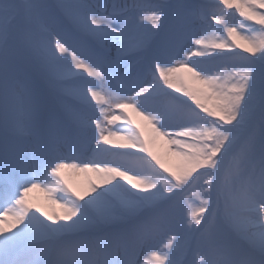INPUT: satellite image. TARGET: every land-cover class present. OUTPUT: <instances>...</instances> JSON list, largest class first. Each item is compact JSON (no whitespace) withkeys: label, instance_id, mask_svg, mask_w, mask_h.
Listing matches in <instances>:
<instances>
[{"label":"snow or ice","instance_id":"snow-or-ice-1","mask_svg":"<svg viewBox=\"0 0 264 264\" xmlns=\"http://www.w3.org/2000/svg\"><path fill=\"white\" fill-rule=\"evenodd\" d=\"M0 264H264V0H0Z\"/></svg>","mask_w":264,"mask_h":264},{"label":"bare ground","instance_id":"bare-ground-1","mask_svg":"<svg viewBox=\"0 0 264 264\" xmlns=\"http://www.w3.org/2000/svg\"><path fill=\"white\" fill-rule=\"evenodd\" d=\"M237 43L241 44L242 46L244 45V43L240 41H237ZM173 77H179L187 89H192L194 94H196L198 98L201 99V102L206 103L205 97L208 93L206 85L194 79L186 70H180L174 73ZM124 111L135 122V124L140 127L144 133L146 141L148 142L149 148L157 155V157L164 161L169 167L176 168L181 162V158L175 155L174 151L170 150L167 140L157 135L153 130L152 125L147 120H145L143 116L138 115L130 108H126ZM146 137L153 138V144H151L150 140H148ZM111 143L119 144L123 143V141L118 138H114ZM61 175L67 181L68 185L75 191H85L88 188L89 181L96 183L100 182L97 174L90 171L82 172L76 169L65 168L61 170ZM28 199L31 204L41 207L49 214L62 212L59 204L53 202V200L49 198L48 194L40 189L30 192Z\"/></svg>","mask_w":264,"mask_h":264},{"label":"rangeland","instance_id":"rangeland-1","mask_svg":"<svg viewBox=\"0 0 264 264\" xmlns=\"http://www.w3.org/2000/svg\"><path fill=\"white\" fill-rule=\"evenodd\" d=\"M237 41L243 42V41H241V40H239V39H237ZM243 43H244V42H243ZM187 90L193 92L192 89H189V88H188ZM193 93H194V92H193ZM205 101H206V104H207L209 107H212V106H213L214 101L207 99V96L205 97ZM141 131H142V130H141ZM146 138H147L148 140H150L151 144H153V138H151V137H146Z\"/></svg>","mask_w":264,"mask_h":264}]
</instances>
